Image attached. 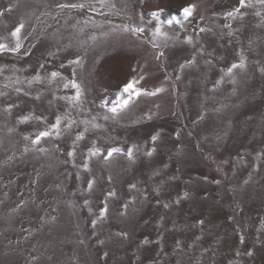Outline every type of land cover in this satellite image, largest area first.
<instances>
[{
	"label": "rangeland",
	"instance_id": "1",
	"mask_svg": "<svg viewBox=\"0 0 264 264\" xmlns=\"http://www.w3.org/2000/svg\"><path fill=\"white\" fill-rule=\"evenodd\" d=\"M21 23L0 50V264H264L260 0H0V43ZM133 78L163 91L112 113Z\"/></svg>",
	"mask_w": 264,
	"mask_h": 264
},
{
	"label": "snow or ice",
	"instance_id": "2",
	"mask_svg": "<svg viewBox=\"0 0 264 264\" xmlns=\"http://www.w3.org/2000/svg\"><path fill=\"white\" fill-rule=\"evenodd\" d=\"M260 3L264 4V0H260ZM244 6H245V0H240V7H244ZM59 7H73V8L79 7V8H83V7H85V5H83V4L59 5ZM196 7H197V6H196L195 4H189V5H187L186 7H184V8L182 9L184 19H188L189 17H191V16L193 15V13H194ZM9 10H11V8H9ZM233 11H234V12H239V8L234 9ZM155 15H156V13H153V16H155ZM226 15L229 16V17H231V16L233 15V12H228V13H226ZM257 15H259V13H257ZM177 22H178V21H177ZM167 23H168L169 25H171L172 23H174V21H173V20H169V21H167ZM23 27H24V25H23V23H21V24L18 25V26L15 28V30L11 33V35H12L13 37H16V44H15V47L9 48L8 45L3 44V43H0V50H5V49H7V50H9V51H13V52L19 51V49H20L21 46H22V45L20 44V42H19V34H20V32H21V30H22ZM124 30H125V31H129L128 26H125V27H124ZM203 30H204V29H201V31H203ZM131 31L135 34V33L142 32L143 29H142V28H132ZM156 32H157V33L160 32V28H159V27H157ZM77 62H78V61H77ZM237 67H239V68H243V67H244L243 59H241V62H240L238 65H237V64H233L230 68H228V70H227L228 74H231L232 71H233V69H234V68H237ZM57 75H58V73H56V72H53V73H52V76H53V77H55V76H57ZM37 78H38V77H37ZM134 83H135V78H133L132 81H129V83H127V84L124 85V92H126V93H130L131 95L129 96V99L124 100V101H123L120 105H118L117 107H113V108H111L110 111H111L112 113H116L117 110H118V107H119V108L126 107V106L129 104V102H130V100H131V98H132L133 95H134V96H139V95H141V94L155 95L156 92L163 91L162 88H158V89H156V92H153V93H148V92H143V93H142L140 89H136V88H134ZM72 86L75 87V88H77V95H76L75 98L78 99V98H79V95H80V92H79V86H78L77 84H75V82H72ZM65 87H68V85L66 84ZM107 118H108V117H105V119H107ZM24 119L27 120L28 117H24ZM59 122H60V121H59V118H57V122H56V124L53 125V127H54V128H55V127H58ZM48 135H49V132H47V131H44V132L39 133V135L36 137L34 143H38L42 137H46V136H48ZM156 139H157V135L152 136V140H153V141H155ZM98 151H99V150L97 149V152H98ZM120 151H121V149H119V148H112V149H110V150L108 151L107 156L110 158V157L112 156L113 153H119ZM153 151H154V149H153ZM92 154L95 155L96 153H92ZM151 154H152L151 152L148 153V155H151ZM128 155H129L130 157H131V155H132V149H131V148L128 150ZM85 167H87V166H85ZM91 186H92V184H91V182H89V188H91ZM110 195H111V194H110ZM105 212H106V208L102 210L101 215L103 216V215L105 214ZM94 223H95V222H94ZM241 239H243V238H241ZM248 254L251 255V252H249Z\"/></svg>",
	"mask_w": 264,
	"mask_h": 264
}]
</instances>
